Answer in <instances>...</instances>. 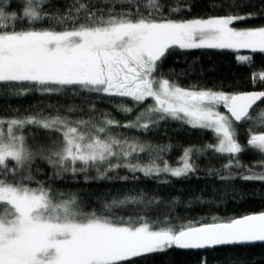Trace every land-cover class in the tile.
Masks as SVG:
<instances>
[{
    "label": "snow or ice",
    "instance_id": "obj_1",
    "mask_svg": "<svg viewBox=\"0 0 264 264\" xmlns=\"http://www.w3.org/2000/svg\"><path fill=\"white\" fill-rule=\"evenodd\" d=\"M9 3L10 0H0V82H27L49 93L78 86L109 96L130 97L136 103L151 97L155 106H150L147 113L213 130L219 143L208 147L217 152L238 154L244 150L235 139L233 120H251L249 110L257 101L264 102V91L227 94L185 89L162 75L158 79L155 74L169 50L176 46L264 51V27L246 30L230 27L234 21L247 18L240 15L176 21L152 12L147 16L137 12L135 16L109 13L105 19L87 11V6L81 3L75 11H86L83 22L69 10L67 16L55 17L65 25L62 30L31 26L17 30L9 28L7 23L19 19L17 12L6 11ZM49 3L50 0H26L22 15L31 21L43 20L48 15L43 8ZM146 7L158 11V0H147ZM238 59L247 61L249 57ZM260 75L264 78V74ZM220 105L233 119L216 110ZM122 111L132 109L122 108ZM142 117L143 114L123 126L147 129L157 122L149 116L148 122L141 123ZM258 119L264 120V110L260 111ZM90 122L71 121L61 116L0 120V264H135V258L172 247L202 249L264 242V212L199 226H157L146 218L125 219L95 211L84 212L75 194L54 198L53 189L45 187L42 181L32 188L27 183L33 181L31 175L16 177L36 156L26 145L25 137L13 132L14 128L23 129L25 125L57 132L63 137L58 150H50L48 155L40 150L57 177L67 172L87 173L90 167L96 169L101 179L121 166L133 172L141 171L146 176L165 172L180 177L195 171L190 162L191 148L185 149L178 162L181 166L176 168L167 162L161 167L155 161L146 165L112 163L114 158L127 160L133 153L143 152L150 146L109 135L106 129L119 122L106 116L101 121L103 126L80 130L87 128ZM5 123L6 136L2 127ZM258 126L264 127V123ZM248 132L247 144L264 154V132L254 134L251 129ZM9 161L15 166L9 167ZM236 166L241 167L238 162ZM226 167H231V163ZM242 179L264 181V173H253ZM138 200L136 196H126L104 207L110 210Z\"/></svg>",
    "mask_w": 264,
    "mask_h": 264
},
{
    "label": "trees",
    "instance_id": "obj_2",
    "mask_svg": "<svg viewBox=\"0 0 264 264\" xmlns=\"http://www.w3.org/2000/svg\"><path fill=\"white\" fill-rule=\"evenodd\" d=\"M81 3L87 6V11L105 19L109 13L135 16L137 12L144 16L152 12L155 16L176 21L240 15L247 17L238 23L242 27L264 26V0H158V11L146 7L147 0H50L43 8L48 15L40 21H31L22 15L26 0H10L5 6L6 11L17 12L19 19L7 23L9 28L17 30L30 26L62 30L65 25L55 17L67 16L71 10L83 22L86 11H75ZM67 24L70 25L71 21ZM242 55L249 59H238ZM260 74H264V51L259 49H181L176 46L169 50L155 75L157 78L162 75L182 88L238 94L251 90L264 91V78ZM154 105L151 98L136 103L130 97L109 96L78 86L49 93L27 82H0V120L61 116L71 121L90 120L87 127L91 129L93 125L103 126L101 121L106 116L119 122L106 129L109 135L118 140L150 146L143 152L133 153L127 160L117 161L114 158L112 163L146 165L155 161L161 167L167 162L170 167L176 168L181 166L178 162L185 149H192L190 162L195 171L180 177L165 172L146 176L141 171L133 172L123 166L109 172L103 179L98 178L93 167L87 173L73 175L67 172L57 177L53 167L42 158L39 146L45 143L49 150L45 152L43 149V155H48L52 150L51 142L56 141L54 146L59 144L60 148L63 137L57 132L25 125L23 133L29 143L35 144L33 152L36 156L30 165L17 172L16 177L31 175L34 179L27 183L35 188L37 182L42 181L45 187L53 189L54 198L75 194L84 212L95 211L125 219L146 218L157 226L177 228L189 224L199 226L202 223L227 222L264 211V181L242 179L253 173H264V154L247 144L249 129L254 134L264 132V127L258 126L264 123V120L258 119L260 111L264 110V102L252 110L251 120L240 123L233 120L235 138L244 149L238 154L220 153L208 147L217 145L219 141L211 129L193 127L184 120L171 117L160 119L157 113H147L146 110ZM122 108L132 111L125 112ZM142 114L141 123L148 122L149 116L157 122L147 129L123 126L134 122ZM237 162L241 167L236 166ZM230 163L231 167H226ZM8 166L15 165L9 161ZM124 177L126 179H122ZM126 196H136L139 200L105 209L106 204ZM135 264H264V243L202 249L172 247L135 258Z\"/></svg>",
    "mask_w": 264,
    "mask_h": 264
},
{
    "label": "rangeland",
    "instance_id": "obj_3",
    "mask_svg": "<svg viewBox=\"0 0 264 264\" xmlns=\"http://www.w3.org/2000/svg\"><path fill=\"white\" fill-rule=\"evenodd\" d=\"M241 20H238V21H234L233 22V24L232 25H230V27H233V28H235V29H237V30H246V29H255V28H260V27H242V26H240V25H238V23L240 22ZM261 27H264V26H261ZM231 49H235V48H231ZM237 49H244V48H237ZM248 49H251V48H248ZM258 49V48H257ZM253 50V49H252ZM242 56H244V55H242ZM159 79V78H158ZM182 88V87H181ZM185 89H187V88H185ZM149 98H151V97H149ZM151 100H152V102L154 103V100H153V98H151ZM155 104V103H154ZM155 106V105H154ZM217 111H219L220 113H222V114H224V115H226V116H229V118L230 119H232L231 118V116L228 114V112H226V110L224 109V106L223 105H220V106H218V108L216 109ZM4 121H8V120H4ZM74 126V125H73ZM3 131H4V134H5V136L7 135V124L5 123L3 126ZM25 128V127H24ZM23 128V129H24ZM233 128H234V125H233ZM23 129H16V128H14L13 129V132H14V134L15 135H23L24 137H25V143H26V145L29 147V149L31 150V151H33V148H34V143H29V141L27 140V138H26V135L23 133ZM81 131H88L89 129H88V127L87 128H81L80 129ZM236 139V138H235ZM56 142V141H55ZM54 142V143H55ZM54 143L53 142H51V149L52 150H58L59 148H58V145L59 144H57V146L55 147L54 146ZM218 143H219V141H218ZM39 148H40V150L41 149H44L45 150V152L46 151H48L49 150V148L48 149H46L47 148V145L45 144V143H42V144H40V146H39ZM20 178V177H19ZM10 179H11V177H10ZM29 187H32V188H35V187H33V186H30V185H28Z\"/></svg>",
    "mask_w": 264,
    "mask_h": 264
},
{
    "label": "water",
    "instance_id": "obj_4",
    "mask_svg": "<svg viewBox=\"0 0 264 264\" xmlns=\"http://www.w3.org/2000/svg\"><path fill=\"white\" fill-rule=\"evenodd\" d=\"M253 91H263V90H251V91H246V92H253ZM242 93H245V92H242ZM239 94V93H238ZM259 103H261V101H257V103H256V105H254L253 106V108H251L250 110H249V115H250V113L252 112V110L259 104ZM224 109L226 110V112H228L227 111V109L224 107ZM229 115H230V113H228ZM233 119V118H232ZM243 121V120H242ZM242 121H240V122H242ZM236 122V121H235ZM240 122H236V123H240ZM262 212H264V211H262ZM258 213H260V212H258ZM258 213H252V214H258ZM248 215H250V214H248ZM239 218V217H238ZM217 223H219V222H217ZM261 243H264V242H259V241H257V242H251V243H245V244H236V245H250V244H261ZM225 246H229V245H225ZM216 247H222V246H215V247H207V248H216Z\"/></svg>",
    "mask_w": 264,
    "mask_h": 264
}]
</instances>
